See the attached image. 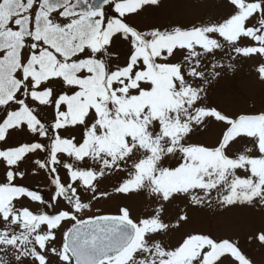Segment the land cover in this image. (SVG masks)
<instances>
[{
	"label": "snow or ice",
	"instance_id": "snow-or-ice-1",
	"mask_svg": "<svg viewBox=\"0 0 264 264\" xmlns=\"http://www.w3.org/2000/svg\"><path fill=\"white\" fill-rule=\"evenodd\" d=\"M160 5L0 0V264H252L238 240L185 226L203 209L264 210V108L207 102L225 57L264 82V0H220L187 27L129 23ZM39 171L47 198L21 183ZM133 196L147 200L135 216Z\"/></svg>",
	"mask_w": 264,
	"mask_h": 264
},
{
	"label": "rangeland",
	"instance_id": "rangeland-1",
	"mask_svg": "<svg viewBox=\"0 0 264 264\" xmlns=\"http://www.w3.org/2000/svg\"><path fill=\"white\" fill-rule=\"evenodd\" d=\"M223 9L220 0H161L159 7L149 8L139 15H133L129 23L141 30H149L153 27L163 29L169 25L191 26L192 24L214 20L221 16ZM113 58L119 56L123 61L127 52V46L120 44L112 48ZM220 54L218 53V57ZM223 63H233L234 68L225 70L221 77L211 86L207 102L213 104L218 110L228 114L258 111L264 108V82H260L255 73V63L252 60L238 59L230 61L223 59ZM209 136L213 133H209ZM34 159L43 158V154H37ZM116 177L103 180L100 188L111 191L112 184L116 183ZM33 190H37L48 197L51 189L47 185L43 171L37 174L31 173L24 181H21ZM133 210V215L141 213L147 203L145 196H133L130 200L123 201ZM117 200H102L94 205L101 211L95 214H112L115 212ZM183 207L179 202L172 209V214ZM85 215V219L87 218ZM191 222L185 228L211 233L216 237L233 238L239 241L240 247L252 264H264V243L256 237L264 231V210L259 207L252 208L245 205L223 209H203L190 212ZM185 229H181L184 231ZM180 233H174L172 239H178Z\"/></svg>",
	"mask_w": 264,
	"mask_h": 264
}]
</instances>
